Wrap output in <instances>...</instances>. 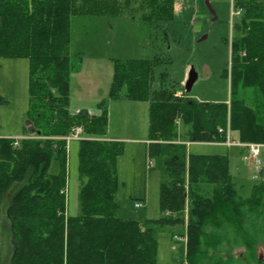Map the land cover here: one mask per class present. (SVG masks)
<instances>
[{
    "label": "trees",
    "instance_id": "1",
    "mask_svg": "<svg viewBox=\"0 0 264 264\" xmlns=\"http://www.w3.org/2000/svg\"><path fill=\"white\" fill-rule=\"evenodd\" d=\"M113 1L0 0V58L28 61L26 138L18 147L14 139L0 138V208L5 194L13 191L6 207L14 244L6 264H63L64 255L66 264H156L157 234L166 228L181 232L184 222L185 256L182 247L179 253L186 264H225L216 257L222 238L212 234L225 225L243 238L248 251L259 244L263 254L257 260L264 264V165L259 182L243 199L231 181L225 157L189 154L186 146L225 143L228 132H237L240 143L264 145V0H233L242 15L232 26L231 87L251 89L252 106L242 101L197 102L167 88L153 91L155 62L113 61L108 98L148 102L147 156L162 159V216L145 222L116 216V163L123 149L121 142L104 138L105 101L99 103V115L69 111L70 75L80 69L68 55L69 17L106 8ZM143 3L145 8L138 10L148 24L159 28L174 19L175 0ZM77 127L97 139L79 141L81 212L69 216L64 137ZM252 218L258 222V236L241 228ZM225 252L231 264L230 251Z\"/></svg>",
    "mask_w": 264,
    "mask_h": 264
},
{
    "label": "rangeland",
    "instance_id": "2",
    "mask_svg": "<svg viewBox=\"0 0 264 264\" xmlns=\"http://www.w3.org/2000/svg\"><path fill=\"white\" fill-rule=\"evenodd\" d=\"M231 5L233 11H238V15L230 16ZM144 8L143 0H114L106 8H98L89 13L82 11L69 17L68 55L81 69L77 75H70V112L80 108L85 115H89L94 111L97 102L105 100L108 105L114 60L155 62L151 71L153 91L167 88L175 93L184 92L180 98L188 97L197 102L242 101L247 106L253 105L255 95H252L251 89L231 87V41L235 37L232 26L242 15V10L233 4V0H175L173 20L162 23L158 28L141 19L140 25L144 26L142 31V27L133 24L131 19L133 17L139 20L140 11ZM191 71L197 78L190 92H185L184 84ZM89 89L93 91H90L88 98L85 93ZM85 98L87 100H84ZM117 100H113L110 110L108 106V129L112 136L121 137L117 141L122 143L123 149L116 163V216L122 220L140 222L156 220L162 216L159 206L162 159H149L145 156V145L138 140L145 132L148 108L145 103L140 105L144 106V110L136 105L124 108L128 103L116 105ZM27 108L28 61L0 58V138L22 135ZM176 124L182 132L184 128L180 126L179 121H176ZM81 136L84 139H97L84 134ZM229 139L230 145L224 143L229 148L220 143L187 142V151L189 154L225 157L228 174L236 192L239 197L245 199L250 196L252 187L259 182L260 165L242 146L253 143H240L237 132H230ZM79 141H70L67 148L65 193L69 216H78L81 212ZM257 145L261 147L259 160L263 166L264 145ZM55 168L56 164L53 162L51 169ZM12 192L10 189L5 194L3 207L0 208V264L10 261L14 244L9 232L10 223L6 207ZM136 203H141L142 207L135 208ZM185 213L187 214V211ZM257 223L252 218L246 220L241 228L249 235L258 236L260 228ZM185 224L184 222L181 232L166 228L157 234L156 264H179L181 261L186 264ZM233 232L225 225L217 230V233H212L222 238L218 247L220 252L216 253V257H222L223 262L227 264L225 251L229 250L231 264H259L257 259L262 258L263 254L261 246L258 244L256 250L250 252L246 249L243 238ZM216 235L210 240L214 241ZM181 247L184 256L179 253ZM208 250L210 255H214L213 249ZM63 264H66L65 255Z\"/></svg>",
    "mask_w": 264,
    "mask_h": 264
},
{
    "label": "crops",
    "instance_id": "3",
    "mask_svg": "<svg viewBox=\"0 0 264 264\" xmlns=\"http://www.w3.org/2000/svg\"><path fill=\"white\" fill-rule=\"evenodd\" d=\"M173 14H174V17H175V3H174V10H173ZM131 21H133V24H135V25H137L139 28H141L142 27V31H144V26H141L140 24H141V18L139 19V20H136L135 18H133L132 17V19H131ZM80 70L81 69H79V71L78 72H76V73H74L75 75H77L79 72H80ZM185 78H187V76L186 77H184V79ZM69 89H70V79H69ZM90 91H93L92 89H89L85 94H86V97H88L89 98V96H90ZM81 94H82V92H80L79 93V96H81ZM84 100H87L86 98L84 99ZM102 101V100H101ZM101 101H99V102H97L96 103V107L94 108V111L92 110V108H90V107H87V108H89V110H92L91 111V113L89 114V116H93V115H99L100 114V110H99V103L101 102ZM105 101V100H104ZM109 102H108V105L107 104H105L106 105V109H107V112L109 113V111H108V106H110L109 107V110H110V108H111V105L113 104L112 102H114V101H111V100H108ZM123 102H127L128 104L127 105H125L124 106V108H131V107H133V106H138L141 110L143 109L144 110V106H140V105H143V103H145L146 104V106H147V108H148V110H149V104H148V102H137V101H129V100H126V99H122V98H120L119 100H117V101H115V104L117 105V104H123ZM198 102H201V101H198ZM223 103H225V102H223ZM132 105V106H131ZM86 110V109H85ZM80 111H82V109H80V108H75L74 110H73V112H71V113H73V114H77L78 112H80ZM148 119H149V117H148V113H147V124H146V126H145V132L143 133V136L142 137H140L138 140L140 141V142H143L144 143V145H145V147H144V152H145V156H147V146H148V144L150 143V141L148 140ZM108 122H109V117H108ZM23 131V130H22ZM22 137H24L23 136V133H22V135L21 136H15L14 138H12V139H16V138H22ZM5 138H11V137H5ZM105 140H111V141H117V140H119L121 137H119V136H117V137H115V136H112L111 135V131L108 129V124H107V134L105 135ZM131 141H133V140H131ZM219 144V143H218ZM221 145H224V146H226L224 143H220ZM227 147V146H226ZM67 148H68V146H67ZM227 148H229V147H227ZM148 157V156H147Z\"/></svg>",
    "mask_w": 264,
    "mask_h": 264
},
{
    "label": "built area",
    "instance_id": "4",
    "mask_svg": "<svg viewBox=\"0 0 264 264\" xmlns=\"http://www.w3.org/2000/svg\"><path fill=\"white\" fill-rule=\"evenodd\" d=\"M233 15H235V16L238 15V11L237 10H234L233 11V7H232L231 10H230V16H233ZM176 95L177 96H180V93H177ZM81 134H82V130L80 128H78V127L77 128H74L71 131V133L67 137H65V141L67 143H69L72 140H82L83 138H82ZM226 142H227L228 145H230V142L231 141L229 139V132L227 133ZM13 145L15 147H18L19 146V140L16 139L13 142ZM235 145H236V143H235ZM242 146L246 148L249 156L252 159H254L255 162H257L258 165H260L259 168H261V164H260L261 162L259 160V158H260L259 156H260V153H261V149H260L261 147L259 145H257V144H243ZM134 207L135 208H141L142 207V204L141 203H136V204H134Z\"/></svg>",
    "mask_w": 264,
    "mask_h": 264
},
{
    "label": "water",
    "instance_id": "5",
    "mask_svg": "<svg viewBox=\"0 0 264 264\" xmlns=\"http://www.w3.org/2000/svg\"><path fill=\"white\" fill-rule=\"evenodd\" d=\"M211 13L213 14L212 11H211ZM196 78H197V75L193 71H191L188 74V78H187V80H186V82L184 84V90H185V92H190V90H191L194 82L196 81ZM260 259H262V258L260 257Z\"/></svg>",
    "mask_w": 264,
    "mask_h": 264
}]
</instances>
